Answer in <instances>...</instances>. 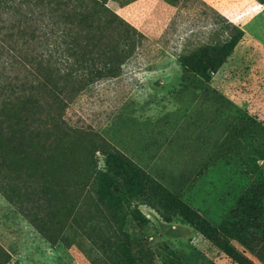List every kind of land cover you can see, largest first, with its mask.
<instances>
[{
  "label": "rangeland",
  "instance_id": "obj_1",
  "mask_svg": "<svg viewBox=\"0 0 264 264\" xmlns=\"http://www.w3.org/2000/svg\"><path fill=\"white\" fill-rule=\"evenodd\" d=\"M166 1L0 22V264H264V0ZM232 40L208 78L188 64Z\"/></svg>",
  "mask_w": 264,
  "mask_h": 264
},
{
  "label": "trees",
  "instance_id": "obj_2",
  "mask_svg": "<svg viewBox=\"0 0 264 264\" xmlns=\"http://www.w3.org/2000/svg\"><path fill=\"white\" fill-rule=\"evenodd\" d=\"M44 0H0V22L2 23H9L14 24L15 22H18L16 24L21 25L23 22H27V20H33L35 21L36 25H38V28H34V32H38V37L42 38L47 35L46 27L47 22L46 18L44 17H35L39 3H43ZM14 24V25H16ZM27 24V23H26ZM34 24V25H35ZM33 24L29 25L32 26ZM3 39H0L1 46L4 47ZM235 45V41L232 40L230 44L223 45L221 49L213 50V53L211 56H208L203 64H200L201 58H193L195 60L188 61V64L191 65V67L201 76L208 78L209 73L207 72V67L209 65L210 70H216L218 67H220L224 61L228 58L229 53L231 51V48ZM3 47H0L2 49ZM11 52V49H9ZM12 53V52H11ZM4 53H0V55H3ZM12 59L14 62H16V59L19 58L16 54L12 53ZM7 58H2L0 56V65L2 70L6 69ZM0 69V71H2ZM3 75V73H1ZM21 80L24 83V89L26 88L27 84L30 81V75L29 74H23L20 75ZM21 104L22 107L25 109H28L29 105L33 101V97L30 95H26L22 97ZM37 101V99H36ZM30 112V111H29ZM107 156V166L109 169L112 170L115 174L118 176L124 178L126 181H128L132 186H139V185H146L149 181L145 178V176L142 175L141 171L136 170L130 161L125 159L123 156L119 154H108ZM102 186L104 187V191H108L111 189V186L113 185L111 183V179L106 175L103 176L101 180Z\"/></svg>",
  "mask_w": 264,
  "mask_h": 264
},
{
  "label": "crops",
  "instance_id": "obj_3",
  "mask_svg": "<svg viewBox=\"0 0 264 264\" xmlns=\"http://www.w3.org/2000/svg\"><path fill=\"white\" fill-rule=\"evenodd\" d=\"M141 1H148V2H153V1H155V0H141ZM159 2L157 3L158 5H159V8H161V9H167V10H169V7L168 6H173L172 4H170V3H168L166 0H158ZM135 3H138V2H132V3H130V4H128V5H126V6H124V12H125V14L127 15V17L130 19V20H132L133 22H135V23H137L136 21H135V17H136V15H137V12H135ZM166 5H168V6H166ZM214 6L216 7V8H218L219 9V11L220 12H222V6L221 5H215L214 4ZM164 13V12H163ZM142 22H140V24H141ZM138 25H139V23H138Z\"/></svg>",
  "mask_w": 264,
  "mask_h": 264
}]
</instances>
